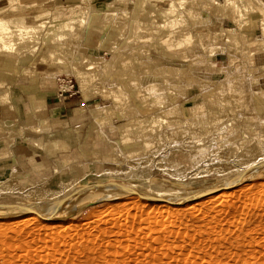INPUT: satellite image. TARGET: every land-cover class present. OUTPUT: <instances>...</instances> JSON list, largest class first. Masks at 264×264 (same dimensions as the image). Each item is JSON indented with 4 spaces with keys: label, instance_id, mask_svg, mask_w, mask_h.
I'll return each mask as SVG.
<instances>
[{
    "label": "rangeland",
    "instance_id": "374dc122",
    "mask_svg": "<svg viewBox=\"0 0 264 264\" xmlns=\"http://www.w3.org/2000/svg\"><path fill=\"white\" fill-rule=\"evenodd\" d=\"M99 1L0 0V18L40 25L0 52V85L21 66L59 63L57 81L106 90L99 127L122 133L101 134L112 145L87 176L0 181V264H264V0H173L170 13L171 0ZM73 13L93 14L119 43L85 50L84 23L43 39ZM216 54L221 64H206Z\"/></svg>",
    "mask_w": 264,
    "mask_h": 264
},
{
    "label": "crops",
    "instance_id": "0c3cea01",
    "mask_svg": "<svg viewBox=\"0 0 264 264\" xmlns=\"http://www.w3.org/2000/svg\"><path fill=\"white\" fill-rule=\"evenodd\" d=\"M114 1L99 2L105 7ZM116 8L119 12L127 7ZM95 17L91 15L89 31L84 32L82 45L90 52L110 50L112 45L119 43L118 36L112 32H100L102 25L98 26V18ZM212 57L216 66L221 64L220 55ZM50 63L51 67L36 68V73L30 71L29 66H21L12 82L0 85V126H4L8 133L5 138H0V181L34 173L41 176L40 181H50L55 185L75 175L79 178L87 176L95 159L105 157L112 145L97 134L96 120H100L104 108L111 105L110 98L104 97L102 90L93 91V87L84 90L78 87L75 94L60 96L56 90V72L61 66L56 62ZM219 68L223 69V66ZM116 115L120 116V113L116 112ZM111 121L114 125L118 123L113 118ZM33 128H40V131ZM108 129L111 136H122L121 131L105 126L103 131L108 137ZM48 140H54L56 146L50 151L40 147L41 141ZM116 141L120 142L119 138Z\"/></svg>",
    "mask_w": 264,
    "mask_h": 264
},
{
    "label": "bare ground",
    "instance_id": "6f19581e",
    "mask_svg": "<svg viewBox=\"0 0 264 264\" xmlns=\"http://www.w3.org/2000/svg\"><path fill=\"white\" fill-rule=\"evenodd\" d=\"M143 1H145V0H143ZM147 1V0H146ZM151 1H153V0H151ZM120 2V1H119ZM122 2V1H121ZM228 2L229 3H234L235 4V7L237 6L238 7V5L240 4V3H243V2H245L244 0H228ZM117 4V2H116V0L114 1V2H112V3H108L107 4V6H105V9H108V8H112V7H114L115 5ZM172 6H173V0H171V2L169 3V8H167L168 10H166L165 12H167L168 11V13H170V10L172 9ZM230 7V8H229ZM228 8H229V10H233L232 8H233V6H228ZM93 12V11H92ZM95 12V11H94ZM103 12V11H102ZM102 12H98V13H102ZM163 13V11H161V14ZM189 14H191L192 15V17H194V12H192V11H189L188 12ZM229 13V12H228ZM76 14H78V13H76ZM84 15H85V13H84ZM87 16V14L85 15V17ZM68 17V16H67ZM85 17H75V14L73 13V15L72 16H70V17H68V18H66L65 20H63L62 22H60V24L53 30V29H51L45 36H43V35H41V36H43V39L44 40H48V41H51L52 43H54V45L56 44V43H58V42H61V40H62V37L63 36H65V34H67L68 32H70L71 30H73L74 29V24L75 23H78V26L80 25V24H85L87 27L89 26V21H90V19H91V15H90V17H89V14H88V16L85 18ZM86 20H85V19ZM263 18V17H262ZM178 19V18H177ZM176 19V20H177ZM179 20H180V18H179ZM169 21H171V20H169ZM173 21V20H172ZM181 21V20H180ZM200 21H204V18H203V16H202V18L200 19ZM176 22V21H175ZM168 23V22H167ZM172 23V22H171ZM177 23H179V22H177ZM259 23H261V25H262V28L264 29V18L261 20V22L259 21ZM173 24V23H172ZM171 24V25H172ZM42 25V24H41ZM171 25H169V26H171ZM174 25V27H175V23L173 24ZM178 25V24H177ZM181 25V24H180ZM179 25V26H180ZM173 27V26H172ZM171 27V28H172ZM261 27V26H260ZM39 29H40V25H33V24H27V25H25V24H23L22 22H20L19 20H16L15 22L14 21H7V20H4V19H2V18H0V52H5V53H13V52H16V51H18L19 49H21L22 47H23V43L25 42V40L26 41H29L30 39H32L33 38V33L34 32H36L37 33V31H39ZM179 29V28H178ZM181 29V28H180ZM234 29V28H233ZM233 29H231V28H224V30L222 31L223 33H224V35H225V38H224V40L227 42L228 41V43H229V41H232V42H238L239 41V39L237 40V38H236V34H235V30H233ZM182 30V29H181ZM177 31V30H176ZM235 31V32H234ZM39 33V32H38ZM44 34V33H43ZM174 35L175 34H177V35H175V36H177V37H180V36H182L183 35V33H173ZM222 35V34H221ZM67 36V35H66ZM68 38H69V35L67 36ZM60 38V39H59ZM65 38V37H64ZM57 39H59L60 41H58L57 42ZM20 45V47L18 48L17 46L18 45ZM231 44V43H230ZM73 46V45H72ZM55 47V46H54ZM188 48V47H187ZM77 49V48H76ZM74 51V50H73ZM75 51H78V52H76V56H75V60L76 61H78L79 60V58H81V56L83 55V53L82 52H79V50H75ZM49 53H52V52H49ZM75 55V54H74ZM210 55V54H209ZM57 56H59V57H57ZM57 56H55L54 57V59H56V58H60V54L59 55H57ZM89 56V55H88ZM200 56V55H199ZM211 56V55H210ZM92 57V56H91ZM257 57H259V56H257ZM102 59V58H101ZM127 59V58H126ZM73 61V60H72ZM98 61V60H97ZM205 61H207V63L206 64H208V61H209V64L210 65H212V66H214V63H213V60H211V59H207L206 58V60ZM125 62H126V60H125ZM232 62V61H231ZM204 63V62H203ZM94 64H96V63H94ZM205 64V63H204ZM203 64V65H204ZM206 64H205V66H206ZM81 65H82V63H81ZM202 65V66H203ZM209 65V66H210ZM94 66H93V64L92 63H90V64H88V66L86 67V69H92ZM96 70V69H95ZM0 71H1V69H0ZM132 71V70H131ZM84 72V71H83ZM82 72V74H79V78H81L80 79V81H82V79L84 78L83 76H85V73H83ZM93 72H87V75H89L90 77L91 76H93V74H92ZM97 74V73H96ZM81 75V76H80ZM76 76V75H75ZM89 77V78H90ZM92 78V77H91ZM227 79H229V77H227ZM84 80H85V78H84ZM83 80V81H84ZM87 80V79H86ZM91 80V79H90ZM80 81L78 82V83H80ZM82 81V82H83ZM132 81H134V80H132ZM229 81H231V80H228L227 82H229ZM85 82V81H84ZM226 81H225V83H227ZM81 84V83H80ZM79 84V85H80ZM134 84V83H133ZM136 84V83H135ZM224 83H222L221 85H223ZM220 85V86H221ZM82 86V85H81ZM85 86V85H84ZM91 86V85H90ZM93 86V85H92ZM100 86V85H99ZM94 88L96 87V88H98V84H96V85H94L93 86ZM222 87V86H221ZM103 88V87H102ZM82 89V88H81ZM84 89H87V87H83V90ZM94 90V89H93ZM90 91V90H89ZM106 90H103L102 92H105ZM138 97V96H137ZM143 100V99H142ZM126 109V108H125ZM122 110V109H121ZM167 111H170L171 112V107L169 106V107H167V109H166ZM123 111V110H122ZM98 118V117H97ZM101 118H104V117H101ZM96 119V118H95ZM97 120V124H98V127L100 126V124L102 123V122H100L99 123V120L98 119H96ZM44 121V120H43ZM42 121V122H43ZM45 122V121H44ZM45 124V123H44ZM98 130V133L97 134H99V136H101V134L102 133H105L100 127L99 128H97ZM96 132V131H95ZM123 142V141H122ZM258 145H259V143H257ZM256 144V145H257ZM54 145H55V142H54V140L52 141V140H48V141H46V142H44V141H41L40 142V147L41 148H46V149H49V150H52V149H54ZM249 147V146H248ZM250 148V147H249ZM251 149V148H250ZM249 149V150H250ZM93 156V155H92ZM94 156H95V154H94ZM60 164V163H59ZM2 183V182H1ZM221 188H224V187H215V188H213V189H221ZM213 189H211V190H213ZM34 210V209H33ZM23 211H25V210H23ZM32 211V210H31ZM35 211V210H34ZM35 212H38V211H35ZM165 244V243H164ZM169 245V244H168Z\"/></svg>",
    "mask_w": 264,
    "mask_h": 264
},
{
    "label": "built area",
    "instance_id": "2783aa9c",
    "mask_svg": "<svg viewBox=\"0 0 264 264\" xmlns=\"http://www.w3.org/2000/svg\"><path fill=\"white\" fill-rule=\"evenodd\" d=\"M66 85V87H62ZM75 88V82L73 81L72 77L67 76H59L58 84H57V92L60 96L64 95L65 93L73 95L77 91Z\"/></svg>",
    "mask_w": 264,
    "mask_h": 264
},
{
    "label": "water",
    "instance_id": "95a60500",
    "mask_svg": "<svg viewBox=\"0 0 264 264\" xmlns=\"http://www.w3.org/2000/svg\"><path fill=\"white\" fill-rule=\"evenodd\" d=\"M214 190H217V189H213V191H214ZM208 192H210V191H207V192H205V193H208Z\"/></svg>",
    "mask_w": 264,
    "mask_h": 264
}]
</instances>
